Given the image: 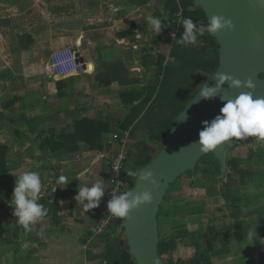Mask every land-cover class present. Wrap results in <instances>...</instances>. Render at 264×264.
Returning a JSON list of instances; mask_svg holds the SVG:
<instances>
[{"label":"crops","instance_id":"0c3cea01","mask_svg":"<svg viewBox=\"0 0 264 264\" xmlns=\"http://www.w3.org/2000/svg\"><path fill=\"white\" fill-rule=\"evenodd\" d=\"M183 10L181 0H147L144 3L139 0H0V94L22 83L26 92L37 88L41 92L42 84L44 88L50 86L51 89L50 93L27 95L29 109H24L22 127L23 133L28 135V139L25 137L23 140L25 148L31 153L29 172L39 173L42 183L38 203L48 209L47 216L31 224L30 230L22 227L24 241L30 247H37L31 251L35 250V257L40 253V262L43 257H59L62 253L64 264H82L81 260H75L78 257L84 260V264H98L99 260L87 258L104 257L105 240L111 236L110 226L103 232H97L105 200L102 197L98 207L85 210L74 199L78 187L85 184L91 187L99 180L105 192L109 157L115 149V145L109 143V137L115 132L131 129L146 117L159 94L157 90L161 82L168 81L167 86H171L174 93H179V101L182 102L189 100L193 89L200 87V83L208 78L215 55L208 50L209 43L204 39L208 32L199 13L192 12V20L204 30V35L198 36L195 44L176 43L184 32L182 21L186 17ZM149 15L162 20L164 27L160 33L147 24ZM202 46L207 48L203 50ZM69 49L83 59L79 73L47 77L51 82L42 79L39 83L27 74L31 65L30 55L45 58L38 63L39 70L45 71L51 54ZM113 68L121 71L116 79L106 82L96 79L97 74ZM89 76L92 84L87 81ZM69 77L72 78L63 80ZM70 85L74 91L65 93ZM33 86L36 88H31ZM92 86L120 88L116 96L108 99L112 105L99 115L92 105L99 95ZM92 89L94 94L83 95V91ZM130 93L131 100H126ZM146 95L150 96L149 99L141 104ZM36 97L39 102L53 100L56 108H44L52 103L37 106L32 101ZM59 103L67 109L63 110ZM132 115L133 120L130 119ZM65 118L70 120L65 121ZM83 118L104 123L106 128L88 142L75 136L74 142L61 146L60 137L74 134V123ZM128 119L131 123L124 128L122 125ZM46 121L50 124H45ZM143 125L140 132H152L151 122L146 119ZM15 134L13 141L20 136L17 130ZM51 135H54L51 140L57 142L54 150L46 142ZM85 170L86 175L80 176ZM126 172H130L128 168ZM60 176H65L66 182L58 183ZM171 194L166 200L169 205L164 209L166 220L195 213V205L181 204L176 200L180 193ZM118 227L115 232H118ZM181 227L189 233L200 229L197 221L191 219L174 226L170 233ZM224 242L227 244L228 241ZM232 256L228 245H221L210 253L211 264H230L231 260L244 263L247 258ZM178 259L185 260V257ZM262 263L264 259L260 257L259 264Z\"/></svg>","mask_w":264,"mask_h":264},{"label":"rangeland","instance_id":"374dc122","mask_svg":"<svg viewBox=\"0 0 264 264\" xmlns=\"http://www.w3.org/2000/svg\"><path fill=\"white\" fill-rule=\"evenodd\" d=\"M54 55L56 56V54ZM54 55H50L51 59ZM40 57L38 59L36 54L28 57L31 65L27 74L32 75L31 79L35 80L36 83H39L42 79L46 80V82H51L47 77L52 76H49L46 70L43 71L38 68V63L44 58ZM118 72L121 73L120 70ZM212 72V70L208 72V77ZM70 78L72 77L63 80H70ZM87 81H90L91 84L93 83L90 76ZM167 84H169L168 81L160 83L157 90L159 94L155 98L148 114L139 124H134L131 128L125 167L129 169L130 172L127 173H130L132 180L138 170L156 155L164 143L166 133H163L164 129L170 130L176 117L189 101L183 100L180 102L179 93H174L172 87L167 86ZM69 87H67L69 88L68 90L65 89V93L74 91L72 85ZM85 87L89 88L87 84H85ZM92 87L97 90L99 95L92 102L95 112L99 115L101 111H107L106 107L112 105L108 99L111 96H116L120 88L116 86L112 88L104 86ZM25 88L22 83L8 88L4 91V94H0V144L5 145L7 148L5 158L8 167L7 173L0 175V264H64V258L62 257L65 256L62 253H60L59 257H43L41 259L42 262H40V253L36 257L34 256L37 247H30V244L24 241L23 226L12 215L13 207L9 203L12 198L15 178L30 171L31 153L28 148H25L26 143L23 141L25 137L28 139V135L23 133L24 129L22 128L24 124V109H29L27 104L29 96L27 95L31 93V95L37 96L41 93L51 92L50 86L44 88V84H42L41 92L38 88L30 90L31 92H26ZM31 88L36 87L33 86ZM198 89L199 86L193 89L190 98ZM84 94H94V90L83 91ZM32 101L38 104L37 106L43 105L42 107L46 103H52L44 107L47 110L56 108V102L53 100L39 102L36 97ZM4 103H7L6 106H4ZM58 105H62L61 108L63 110L67 109V106L62 103ZM111 109L114 110L115 108ZM65 119V121L70 120L69 118ZM146 119L153 124L152 132L148 134L140 132ZM47 121L45 124H50ZM16 130L19 131L20 136L16 141H13V135L16 136ZM229 158L239 164L250 163L254 167L255 171L251 183H246L247 178L245 177H235L227 180L226 175L225 178H220L218 164L214 160L213 155L207 153L197 163V173L195 175L192 176L188 172L183 173L179 180L173 183L170 188L171 193L178 192L181 194L176 199L179 203L195 205V213L192 216L182 217L180 215L181 218L166 220L163 215L164 209L169 205V201L163 202L160 206L161 212L158 215L159 238L171 235L170 231L174 226L194 219L200 226V229L195 233L196 235L204 233L208 227L212 226L215 228L214 234L217 236L218 242L216 244H218V248L221 245H228V249L233 254L232 257H247L244 259V263H237L231 260L230 264H259L260 257H264V141H261L255 147L240 146L233 148ZM231 213H233V216H231ZM239 220L243 222V231L246 233L243 240H237V238L233 237L232 225ZM118 226L119 224L117 223L110 225L111 236L109 237L110 239L105 240V243L106 245L111 243V245L117 247L116 253L120 254L122 249H125L126 238L123 232H115ZM250 231L252 233L251 238L248 237ZM203 239L204 237L195 245L190 244L189 240H186L185 243H179L174 251L164 252L162 257L170 264H178L176 262L178 257H185L189 264L202 253L204 248ZM222 240L223 243L227 240V244L220 243ZM255 241L258 242V247L255 245ZM32 248L35 250L31 251ZM48 258L49 260H47ZM77 259L84 264L82 258L78 257L75 260ZM87 259L99 260L98 264H104V260H101L103 257H88ZM89 260H87V263Z\"/></svg>","mask_w":264,"mask_h":264},{"label":"water","instance_id":"95a60500","mask_svg":"<svg viewBox=\"0 0 264 264\" xmlns=\"http://www.w3.org/2000/svg\"><path fill=\"white\" fill-rule=\"evenodd\" d=\"M205 18L213 15L230 19L233 28L210 34L218 44V64L189 99L176 117L172 128L166 132L164 143L156 155L137 172L128 191L138 193L149 191L152 202L134 209L127 219L119 224L118 232H123L129 254L135 264H166L158 253V213L166 193L178 177L188 171L195 173L200 158L211 153L219 164V176L225 178L230 172L227 161L231 150L240 146L255 147L261 141L255 137L231 139L218 145L216 149L202 152L198 141L202 122L210 121L223 106L220 96L232 98L244 88H231L226 82L213 99L199 98L205 84L214 87L220 73L245 81L251 78L255 83L254 98L264 97V0H193ZM77 62L83 59L76 53ZM82 69V65H81ZM152 172L156 185L139 180V175Z\"/></svg>","mask_w":264,"mask_h":264},{"label":"clouds","instance_id":"9594fccd","mask_svg":"<svg viewBox=\"0 0 264 264\" xmlns=\"http://www.w3.org/2000/svg\"><path fill=\"white\" fill-rule=\"evenodd\" d=\"M161 21V19L152 15L146 17L147 24L157 33H160L164 27ZM182 26L184 32L181 38L176 41L178 44H195L198 36L204 35V30L191 18L183 19ZM206 28L209 34H214L226 28H233V23L230 19L213 15L208 19ZM226 82H230L229 87L231 88H244L253 91H241L232 98L220 96L223 106L220 108L219 114L210 121H203L202 130L198 134L199 138L196 143L200 145L202 152L216 149L218 145L233 138L239 140L255 137L256 141H264V97L254 98L256 85L251 78L241 81L220 73L214 87H209L207 84L203 86L199 98L213 99ZM86 172L87 170L79 175L84 176ZM66 180L65 176H60L58 183L66 182ZM139 180L156 185L152 172L140 174ZM41 191L42 183L37 172H25L15 178L12 198L9 203L13 207L12 215L26 230H30L29 226L31 224L36 223L48 214V209L38 203ZM104 195L102 181L98 180L91 187L87 184L79 186L74 199L85 210H91L99 206ZM152 199V193L146 190L138 193L133 191L113 193L111 199L107 202V211L114 217L127 219L132 210L144 204H150ZM248 237H252L251 231L248 233Z\"/></svg>","mask_w":264,"mask_h":264},{"label":"trees","instance_id":"16d2710c","mask_svg":"<svg viewBox=\"0 0 264 264\" xmlns=\"http://www.w3.org/2000/svg\"><path fill=\"white\" fill-rule=\"evenodd\" d=\"M146 1L147 0H139L140 3H144ZM170 1L171 0H169V2ZM174 4H175V2H174ZM181 7H184V10H183L184 14L182 13L184 17L192 19V18H194V15L192 14V12L196 11L197 13L200 14V16L202 18V23L207 25V19L205 18L203 11L199 7L194 6L193 0H181ZM174 8L176 9L175 5H174ZM187 8H190V9H187ZM204 39L206 40L205 42L209 43V49L208 50L213 52L215 55L214 56L215 62L211 67V70L214 71L217 64H218V44L215 41V39L210 36L209 33L206 34ZM201 48L204 50L207 47L202 46ZM118 71H119L118 68H113V69L108 70L106 72H101V73L96 75V77H97L96 79L101 81V82L110 81L111 79L114 80V79H116L115 77L119 75ZM261 76H263V74ZM202 82H204V81H202ZM200 85H201V83H200ZM131 93L128 95L127 98H125L126 100H129V98L131 100V97H132ZM149 97H150L149 95H146V98L141 101V104H145L147 102V100L149 99ZM133 118H134V116L132 115V117L130 119L133 120ZM130 121L128 119L127 121H125L123 123L122 126L124 128H128V125L131 123ZM74 125L76 126V130H75L74 134L65 135V136L60 137V140H62V141H60L59 144L61 146L64 147L68 143L74 142L76 139L75 136H80L81 139L88 142L91 139L95 138L97 135L99 136V132H102V129L106 128V124L98 123V121H94V120L88 119V118L80 119V120L76 121L74 123ZM129 131H131V129H129ZM164 132H167V129H164L163 133ZM130 136H131V134L129 135V139H130ZM51 138H54V135H51L50 137H48L46 139V142H47V145L50 146V148L52 150H54L56 145H57V142L52 141ZM128 145H129V143H128ZM128 145H127V152H128ZM6 150H7L6 146L3 144H0V175H4L8 171V167L6 164V158H5ZM126 156H127V153H126ZM200 160H201V158L199 159V161ZM214 160H215V158H214ZM216 163L218 164L217 161H216ZM227 164H228V168L230 169V172L227 174V180L229 178L245 177V178H247L246 183H251L252 176L254 175L255 170H254V167L250 163L239 164V163H236L229 158L227 161ZM218 166H219V164H218ZM195 171H196L195 173H192L190 171H188V173L191 174L192 176L195 175L197 173V165H196ZM218 172H219V167H218ZM129 176L131 177V175H129ZM179 177H181V176H179ZM179 177H178V180H179ZM133 180L131 179V184H132ZM175 182H177V180ZM226 184H227V181H226ZM172 186H173V184L170 185V187L166 193V197H165L164 201L169 199L170 196L172 195L170 192V188ZM160 212H161V208L159 209V213ZM159 213H158V215H159ZM231 216H233V213H231ZM234 218H236V217H234ZM214 229L215 228L211 226V227H208L207 230L204 231V233H202L200 235H196L195 233H189L186 229L181 227L180 229L174 231L171 235L159 239L158 253L166 264H170L169 262H167L162 257L164 252L169 253V252L174 251L179 243H181V242L185 243L186 240H189L190 244L195 245V244L200 242L202 237H204V239H203L204 240V242H203L204 248H203L202 253H200L199 256L195 257L191 261V263H189V264H211L210 253L218 248V244H216V242H218V240H217V236L214 234ZM232 230H233V237L234 238H237L238 240H242L244 238L245 231H243V222H240V220H239L236 223H234L232 225ZM255 245L258 247L259 246L258 242L255 241ZM116 248L117 247H115L113 245H108V244L104 246V257H103L104 264H135L134 259L132 258V256L128 252V248H127L126 244H125V249H122L120 254L116 253L117 252ZM169 259H171V258H169ZM263 259H264V257H263ZM176 262L178 264H183V263L188 264L186 260L178 259Z\"/></svg>","mask_w":264,"mask_h":264},{"label":"built area","instance_id":"2783aa9c","mask_svg":"<svg viewBox=\"0 0 264 264\" xmlns=\"http://www.w3.org/2000/svg\"><path fill=\"white\" fill-rule=\"evenodd\" d=\"M181 17V15H179ZM51 61L45 66L49 76L65 77L81 71V63L77 62V56L73 50L67 52H56ZM129 129L115 132L109 137V143L115 145L109 164L108 186L105 190L104 200L105 209L100 217L97 232H103L113 223L120 224L123 218L112 216L107 211V202L111 199L113 193L119 194L128 191L131 186V177L126 172L125 162L127 145L129 143Z\"/></svg>","mask_w":264,"mask_h":264}]
</instances>
